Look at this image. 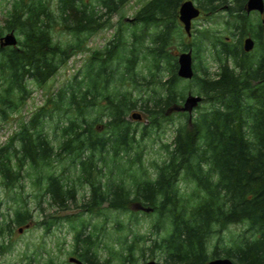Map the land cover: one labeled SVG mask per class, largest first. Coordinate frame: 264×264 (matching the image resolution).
Segmentation results:
<instances>
[{
  "label": "trees",
  "instance_id": "16d2710c",
  "mask_svg": "<svg viewBox=\"0 0 264 264\" xmlns=\"http://www.w3.org/2000/svg\"><path fill=\"white\" fill-rule=\"evenodd\" d=\"M93 1L95 5L88 0H10V7L0 17V36L5 31H14L20 37L16 46L0 47L2 120H8L25 102L29 82L44 85L82 46L84 40L80 35L102 28L129 0ZM182 1L148 0L131 21L124 23L134 28L131 39L127 40L124 29L119 28L114 40L89 59L82 79L69 93L66 109L72 112L67 123L60 125L61 138L56 144L45 131L44 120L52 117L57 103L67 93L60 89L57 100L48 98L32 112L0 145V183L12 189L25 175L35 171V183L42 194L61 210L76 204L80 185H87L89 190L87 200L76 205L82 210L99 212L104 203L108 209L133 214L136 212L130 208L134 203L151 208L157 214L156 232L162 230L152 240L151 255L159 251L163 264H204L217 257H229L236 264H264L263 25L259 22L258 26H252L254 31L251 27L249 31L262 46L255 59L240 46L245 24L250 23L243 12L246 0H235L232 5L238 12L240 24L235 28H239L241 38L234 46L220 41L219 54L223 57L219 58L215 77L205 68L200 69L199 75V66H194L192 80L209 106L195 117L188 116L187 121L175 128L172 141L165 144L167 156L160 163L154 162L153 172L145 171L139 158L141 152L134 151L137 128L125 118L138 100L132 90H119L112 84L118 69L122 70L117 74L119 79L129 76L138 83L136 68L142 49L146 48L154 69L149 68L150 76H159L156 78L161 88L154 90L141 105L149 114V124L143 125L140 138L150 133L152 126L159 128L164 117H171L165 113L179 104L182 95L177 91L180 77L176 63L171 61L167 47ZM198 1L202 9L212 10L218 5L216 2L226 0ZM57 25L74 33L77 41H55L53 31ZM149 27L153 32L148 31ZM145 33L151 35L149 44L143 42ZM202 42L199 39L194 43L195 57L203 49ZM164 62L168 64L166 78L160 73V64ZM102 116L106 118L103 132L98 129ZM108 155L116 164L106 161ZM64 157H69L73 165L74 178L54 170V161ZM135 162L138 164L133 166ZM115 171L117 174L113 175ZM180 181L192 185L188 196ZM72 217L64 216L67 220ZM30 219L28 209L20 207L11 221L20 228ZM48 221L39 223L44 225L45 232L57 223V217ZM236 223H247L246 231L251 234L241 235L230 246L220 248L222 256L214 243L210 254L209 242L215 226L224 228ZM85 228L86 224L80 221L79 229L74 231V253L78 259L82 264H111L109 258L103 261L97 258L89 234H84ZM134 242L127 243V253H121L117 264H137L133 257ZM28 264L54 262L52 258L40 262L33 257Z\"/></svg>",
  "mask_w": 264,
  "mask_h": 264
},
{
  "label": "rangeland",
  "instance_id": "374dc122",
  "mask_svg": "<svg viewBox=\"0 0 264 264\" xmlns=\"http://www.w3.org/2000/svg\"><path fill=\"white\" fill-rule=\"evenodd\" d=\"M88 1L90 4L95 5L93 0ZM147 1L129 0L109 17V20L102 28L92 33L81 34L80 39L84 40L82 46L67 59V62L44 85L38 86L32 81L29 82L28 89L30 92L25 102L20 104L17 111L9 115L10 118L8 120L4 121L0 118V145L21 126L23 121L28 119L32 112L44 105L48 98L57 100V92L62 89L67 94L63 95L60 99L62 102H58L59 105L57 103L56 108L52 112V117L44 120L45 131L49 134L52 142L56 144L61 138L60 125L67 123L68 116L72 112L66 109L69 93L82 79V71L86 69L87 62L92 56H96L101 49L114 40L119 28L124 29V36L127 40L131 39L130 33L134 28L132 29L131 26L125 25L124 23L131 21L133 15ZM192 1L198 8H201L198 0ZM216 3L218 5L215 4L216 6L212 10L201 8V14L191 22L190 36L184 31L179 19H175V31L171 39V44L167 47L171 61L176 63L175 67H177L178 54L191 49L193 67L195 65L199 66L197 73L200 75L202 68H205L210 76L215 77L219 58L223 57V55L219 54V49H221L220 41H227L230 43V46L238 45L237 39L240 36V30L239 28L236 29L235 25L240 24V22L237 18V10L232 8L235 0ZM3 6L5 7L4 9H2ZM9 7L10 0L0 1V10L2 9L0 14L1 18L3 17L4 11ZM240 12L242 13V11ZM243 12L247 15V20L251 24L247 23L249 27L247 24H245L246 27L244 26L246 29L242 38L240 36L241 45L245 36L250 35L253 37L249 32L251 29L254 31L252 26H258L259 22L264 25L261 21L262 16L257 12L252 11L249 14L244 10ZM137 31L139 32V30ZM148 31L153 32V28L149 27ZM16 36L17 38L20 37L17 34ZM75 36L74 33L66 32L61 25L55 26L53 31V39L55 41H61L62 43L66 41H77ZM144 36L146 38L143 39V42L149 44V36L151 35L145 33ZM262 37L264 40V29L262 31ZM199 39L203 40V49L195 57L194 43ZM214 45L216 46L213 49L212 46L214 47ZM260 49H262V46L257 44L254 51H251L252 53L249 57L257 59L260 54ZM229 64L231 65V60H229ZM149 68L153 69L152 62L147 49L143 47L141 59L136 68L137 74L135 78L138 79V83H135L129 76H126L124 79H119L117 74L118 72L121 73L122 70L118 69V72L112 80V84L114 83L119 90L125 88L132 90L134 98L138 100L136 107L130 110L125 118L131 122L132 127L137 128L136 141L138 148L134 147V151L141 152L139 158L141 159V163H143L145 171L153 172L154 162L160 163L167 156L165 144L172 141L175 128L188 120V114L186 111L170 108L165 114L171 117H164L159 128L152 126V129L149 130L148 127L147 129L150 133L145 134L142 139L140 138L143 125L149 124V114L144 111L141 105L145 103L151 94L153 95L154 90L157 91L161 88L156 78L159 76L156 75L152 78ZM160 69L162 70L160 72L162 77L166 78L168 76V64H165V62L161 63ZM77 73V80H75L74 76ZM177 91L182 95L177 102L180 105L189 92L199 95L197 83L192 78H179ZM208 106L209 102L202 100L192 110V116L195 117L199 111ZM132 112L139 113L141 118L135 119L130 117ZM105 120L106 118L103 117V122L98 125V129L101 132L105 129ZM133 158L135 157L132 155L131 160ZM105 159L107 162H110V165L111 163L113 164L109 155L105 156ZM99 163L101 164L102 161H99ZM114 164L116 163L114 162ZM136 164L138 163L135 162L133 166ZM106 169L108 168H103L104 172L107 171ZM54 170L62 173L64 177L68 174L71 178L75 177L73 165L69 157L54 161ZM112 173L116 175L117 171ZM36 176V172L32 171L29 175H25L20 183L12 189L5 188L0 183V264H28L33 257L40 262H44L47 258H52L54 264H75L70 262L68 258L70 256L77 257L74 253L76 246L73 236L74 231L79 229L80 221L86 224L84 234H89L97 252V258H100V260L103 261L109 258L111 264H117L121 253L123 255L127 253V243L134 240L133 257L137 264H143L149 260L163 264L160 252L154 251L152 257L150 250L152 240L158 236L157 233L162 234V230L156 232L157 214L153 210L146 211L140 209L138 208V203H134L130 208L136 212L134 214L108 209L106 208V203L101 206L99 212L97 209L93 210V212L82 210L81 207L76 205L87 200V195L89 194L87 185L78 186L76 204L71 203L67 209L61 210L56 205L51 204L48 197L42 194L41 188L35 183L37 181ZM179 185L186 196L192 192L191 184L180 181ZM20 207L22 209L27 208L31 214L28 225L20 226L21 231H19V226L11 221L14 217L15 210ZM65 215H73V217L67 220L64 218ZM52 217H57V223L52 225L48 232H45L44 225L39 223L41 221H50ZM247 227V223L229 224L224 228H219L216 225L214 234H212L209 242V253H212L213 244L217 243L219 246V254L222 256L224 253L220 248L230 246L232 241L241 235L251 234V231H246L248 229Z\"/></svg>",
  "mask_w": 264,
  "mask_h": 264
},
{
  "label": "water",
  "instance_id": "95a60500",
  "mask_svg": "<svg viewBox=\"0 0 264 264\" xmlns=\"http://www.w3.org/2000/svg\"><path fill=\"white\" fill-rule=\"evenodd\" d=\"M244 9L247 13L251 11H257L259 14L264 13V0H246ZM200 15V9L193 3L192 0H184L180 4L178 8V19L183 25V29L188 36L191 35V22L194 18ZM17 37L14 31H8L2 36H0V47L4 46H16ZM254 46V40L251 37H246L243 40V49L245 51H249ZM177 75L180 78L191 79L194 75V67H193V57L192 50L188 49L187 51L180 52L177 57ZM202 100L201 95L188 93L182 102L181 105H174L172 107L173 110L186 111L189 115V118L192 115V110L199 105ZM130 117L135 119H140L141 115L139 113L132 112ZM138 208L144 209L146 211L151 208L143 207L138 204ZM28 225V224H27ZM26 225V226H27ZM21 231V228H19ZM70 262L75 264H81L82 262L74 256H70L68 258ZM143 264H159L154 260L145 261ZM204 264H236L229 257H217L208 260Z\"/></svg>",
  "mask_w": 264,
  "mask_h": 264
},
{
  "label": "flooded vegetation",
  "instance_id": "af4514ba",
  "mask_svg": "<svg viewBox=\"0 0 264 264\" xmlns=\"http://www.w3.org/2000/svg\"><path fill=\"white\" fill-rule=\"evenodd\" d=\"M246 2V1H245ZM200 9V8H199ZM244 11H245V9H244ZM246 12V11H245ZM252 12V11H251ZM255 12H257V11H255ZM247 13V12H246ZM250 13V12H249ZM249 13H247V14H249ZM258 13V12H257ZM200 14H201V9H200ZM259 14V13H258ZM261 16H262V19H261V21H262V23H264V13L263 14H260ZM263 29H264V25H263ZM246 37H251L250 35H247V36H245V38ZM244 38V39H245ZM253 40H254V46H253V48L251 49V50H249V51H245L244 49H243V43H242V49H243V51L244 52H246V55H248V56H251V53L254 51V49H255V47H256V45H257V41H256V39L255 38H253V37H251ZM243 39V40H244ZM253 50V51H252ZM252 51V52H251ZM251 82L252 83H256V82H258V80H251Z\"/></svg>",
  "mask_w": 264,
  "mask_h": 264
}]
</instances>
